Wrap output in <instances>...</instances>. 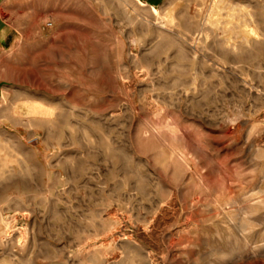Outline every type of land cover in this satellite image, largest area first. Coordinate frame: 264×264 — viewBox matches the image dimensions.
Listing matches in <instances>:
<instances>
[{"label": "rangeland", "instance_id": "rangeland-1", "mask_svg": "<svg viewBox=\"0 0 264 264\" xmlns=\"http://www.w3.org/2000/svg\"><path fill=\"white\" fill-rule=\"evenodd\" d=\"M0 264H264V0H8Z\"/></svg>", "mask_w": 264, "mask_h": 264}, {"label": "crops", "instance_id": "crops-1", "mask_svg": "<svg viewBox=\"0 0 264 264\" xmlns=\"http://www.w3.org/2000/svg\"><path fill=\"white\" fill-rule=\"evenodd\" d=\"M8 0H0V57L6 53L12 43H14L15 35L10 24L2 15V9L5 7ZM146 3H156L158 0H138Z\"/></svg>", "mask_w": 264, "mask_h": 264}]
</instances>
